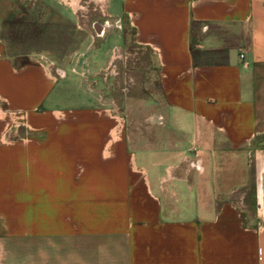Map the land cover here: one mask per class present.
<instances>
[{
  "label": "crops",
  "instance_id": "obj_1",
  "mask_svg": "<svg viewBox=\"0 0 264 264\" xmlns=\"http://www.w3.org/2000/svg\"><path fill=\"white\" fill-rule=\"evenodd\" d=\"M86 3L124 46L75 34L71 61L72 7L63 34L43 30L57 52L17 49L39 16L1 23L0 235L20 228L6 203H25L27 264H264V0ZM74 84L90 100L65 103Z\"/></svg>",
  "mask_w": 264,
  "mask_h": 264
},
{
  "label": "rangeland",
  "instance_id": "obj_2",
  "mask_svg": "<svg viewBox=\"0 0 264 264\" xmlns=\"http://www.w3.org/2000/svg\"><path fill=\"white\" fill-rule=\"evenodd\" d=\"M82 1L84 3V6L88 5V3H86L87 0H82ZM34 3H36V4L51 3L53 5L52 7L55 8V6H56L58 8L49 10V9H47L49 6H42L43 7L42 10L38 9L37 11H35V9L33 8V7H35V5H33ZM71 5H72V2L70 0H68V1H65V0H0V26H1V23L4 21V23H6V29H8L10 32H13V29H16L17 26H19L18 18L21 15H23L22 17H24L26 19H31V20H32V18L34 19L35 16H39V19H37L36 22H32L33 28L36 26V32H37L36 37L34 36V34H30L31 40L29 42V38L23 39L18 34V36L15 39L19 40V41L21 40L22 42L17 46V49L26 50L28 48V45H27V43H28V44H31V46H32L31 51H34V52L35 51L40 52V51H45V50H53L54 52H57L58 48L61 46H64L67 41L66 40L64 42H61V41L56 42L55 41V42L51 43V45L53 46L51 48L50 44L45 43L44 39L42 38L43 30L45 28H47V30L50 31V33H52L53 30H57V31L59 30L60 33H62V27L60 26V20H59V17L56 16V13H60L61 8H63V9L64 8L66 9L69 7L71 8L72 7ZM31 6H33V7H31ZM21 7H24V9L19 10V8H21ZM28 8L30 10H27ZM72 8H74V7H72ZM46 12H50L52 15L48 14ZM78 13L79 14H78L77 25L81 26L84 30H81V29L77 28L76 26H74L73 30L71 28H69L70 32H68L66 30V27H64V25H63L64 32L66 31L68 33V36H67V33H65L66 36L63 38L69 39L68 42H70V43H69V46L67 47V49L69 51L67 53H69L72 56V58L70 59L71 61L76 57L75 48H77L79 46V43H80L79 40L81 39V38H75L77 40V42L72 41L73 40L72 35L77 34V35H80L79 37H82V34H88L90 36L89 41L84 42V49H85L87 44L90 42V39H92L93 36H97L96 32L94 31V29L92 27V24L95 22H98V21L99 22H105L106 18H107V17H103L102 13L99 10L95 11L94 7L92 5H90L88 7L87 11L85 9H82ZM32 21H34V20H32ZM25 24H27V23H25ZM0 29H1V27H0ZM18 29H16V30L18 31ZM23 29H26V28L24 27ZM27 30L28 29H26V31ZM118 34H119L118 30L115 29V31H113L112 34H109V36L105 39V41H103L102 38H99V36L96 37L97 42L99 41V43L102 44V49H101L102 54H104L106 52V50L112 46H115V45L124 46V42L118 36ZM94 42H95V39L92 40L91 46L94 44ZM79 52H82V51H79ZM53 60L57 61V59H53ZM71 61H70V63H72ZM136 64H134V66ZM118 67L120 69V65H118ZM76 69H78L79 72L82 71V67H79V68L76 67ZM107 73L108 72H106L104 74H107ZM68 74L70 76L72 73H70L68 71ZM104 74L102 72V75H104ZM110 79H111V76L108 77V81H107L106 85L101 86V87L104 86L102 88L103 89L102 91L106 94L105 98L109 97V98H112V99H110L111 101H113V99H115L116 101L121 102L119 99H117L115 97L113 98L114 90L116 89L118 84H116L115 81L110 80ZM72 81H73L72 83H74L76 80H72ZM73 87H74V89H72L73 92L68 93L70 97L68 99H65V103L77 104L82 99L90 100V98L87 95H85L84 93L82 94V92L78 88L77 84H74ZM124 93H125V91H124ZM77 94H78L79 98L77 97ZM117 105L116 106L114 105V107L116 109H114V110L112 109L113 111H110V114L116 120V125H115L116 128L117 129H121V128L123 129V127L127 124V123H125V122H127V116L124 114L121 107L119 105L118 106ZM192 149L195 152H197L198 151V144L193 145ZM12 204H14V203H6L5 213L13 216L15 218L12 221L13 224L15 226H19L20 228L17 229L18 233L0 235V236L4 237V239H3L4 242L6 244H8L6 246V248L4 249V252H2L1 256H3L5 259L13 260V262H8V263L27 264L28 263V236H29L27 233V225H28V221H27V214L28 213L27 212L28 211L26 209L24 210L23 208H21L19 206L20 204H25V203H19L18 206L13 205V208H10V206ZM26 206H27V203H26Z\"/></svg>",
  "mask_w": 264,
  "mask_h": 264
},
{
  "label": "built area",
  "instance_id": "obj_3",
  "mask_svg": "<svg viewBox=\"0 0 264 264\" xmlns=\"http://www.w3.org/2000/svg\"><path fill=\"white\" fill-rule=\"evenodd\" d=\"M65 1H68V0H65ZM71 2H72V0H70ZM76 2H75V6H73V5H71L72 7H74L73 9L75 10V11H77V12H79L80 10H82L83 8H84V3L82 2V1H80V0H75ZM241 57H243V54H241ZM14 116L16 115V114H13ZM20 119L22 120V125H26V120H25V116L24 115H22L21 117H20ZM8 136L6 135H4V138H7Z\"/></svg>",
  "mask_w": 264,
  "mask_h": 264
},
{
  "label": "water",
  "instance_id": "obj_4",
  "mask_svg": "<svg viewBox=\"0 0 264 264\" xmlns=\"http://www.w3.org/2000/svg\"><path fill=\"white\" fill-rule=\"evenodd\" d=\"M97 28H98V26H97ZM97 28H96V30H97ZM97 33H98V31H97Z\"/></svg>",
  "mask_w": 264,
  "mask_h": 264
},
{
  "label": "bare ground",
  "instance_id": "obj_5",
  "mask_svg": "<svg viewBox=\"0 0 264 264\" xmlns=\"http://www.w3.org/2000/svg\"><path fill=\"white\" fill-rule=\"evenodd\" d=\"M73 6H75V5H73Z\"/></svg>",
  "mask_w": 264,
  "mask_h": 264
}]
</instances>
